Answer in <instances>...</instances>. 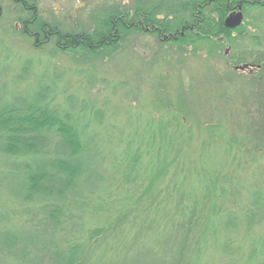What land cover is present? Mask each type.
<instances>
[{"label":"trees","instance_id":"trees-1","mask_svg":"<svg viewBox=\"0 0 264 264\" xmlns=\"http://www.w3.org/2000/svg\"><path fill=\"white\" fill-rule=\"evenodd\" d=\"M11 5L18 10L21 35L35 46L53 42L59 51L77 49L86 61L82 67L91 65L88 59L111 57L127 36L146 35L144 29L156 40L167 36L178 48L195 53L202 46L214 55L222 43L234 46L232 34L243 36L242 26L229 30L224 19L238 6L256 10V34L248 46L236 48L231 61L264 76V0H132L122 10L107 7L90 33L46 22L36 0ZM42 67L22 65L17 80L33 78L22 91L0 96V186L12 193L6 204L0 200L1 263L264 264V233L247 236L260 225L264 190L248 187L238 176L263 165L252 160L245 165L237 160L241 152L226 145L225 157L231 155L234 165H203L202 182L191 183L198 172L184 174L182 166L169 173L185 139L177 137L184 114L174 109L170 123L148 119L119 146V154L108 155L114 170L120 165L107 177L100 170L108 161L106 139L96 129L106 126L108 117L94 103L66 94L57 74L47 73L44 81ZM75 77L86 88L95 86L85 67ZM57 93L66 94L62 101ZM157 128L172 137L163 134L165 152L154 165ZM205 131L209 140L220 141L214 127Z\"/></svg>","mask_w":264,"mask_h":264},{"label":"rangeland","instance_id":"rangeland-1","mask_svg":"<svg viewBox=\"0 0 264 264\" xmlns=\"http://www.w3.org/2000/svg\"><path fill=\"white\" fill-rule=\"evenodd\" d=\"M36 1L38 12L46 22L58 23L64 31L83 28L88 33L107 7H119L122 10L129 8L132 2ZM2 4L0 63L4 64L3 68L0 67V96L4 91L6 94L13 90L22 91L26 81L30 82L33 77L17 80L22 65L27 62L35 67L42 64L43 67L38 71H45V76L42 74L46 78L44 81L48 80L47 73L57 74L61 78L59 88H68L66 94L94 103L108 117L104 120L106 126L96 129L106 139L108 161L100 165V170L106 172L107 177L112 170L116 172L118 169L120 164L117 163L114 170L111 156L119 154L123 148L119 146L128 136L145 127L151 118L155 123L160 119L169 120L170 123L176 114L174 109L177 112L181 109L184 119L179 121L177 137L183 134L185 139L169 173L175 165L182 166L184 174L198 172L196 177H191V183L202 182L200 174L204 170L203 165H217L221 168L226 163L234 165L231 155L225 157L228 145L232 153L241 152L238 161L247 165L252 160L255 165H263L250 167L242 176H238L248 187L255 186L264 190V76L255 71L235 70L237 65L231 61L232 55H236V48L248 46L249 37L256 34V10H247L246 13L242 11V38L238 40L236 34H232L234 46L228 47L222 43V48L214 55H207L202 46L193 53L190 48H178V45L166 40L157 41L154 34L150 35L144 29L142 31L146 35H137L136 40L133 39L135 37L127 36L118 51L110 54L111 57L88 59L91 65L82 67L80 64L86 61L80 60L77 49L73 53L59 51L53 42L35 46L33 39L26 37L25 33L21 35V26L15 21L18 10L7 2ZM84 67L89 70L90 78L95 82L92 88H86L84 81L75 77V71ZM18 81L20 83L15 86ZM122 85L123 90H119L118 87ZM65 95L57 93L56 99L62 101ZM163 105L167 107L163 108ZM74 107L78 108V103ZM168 109L170 111L167 113ZM210 126L215 128L220 141L207 138L205 130ZM163 134L172 137L171 132L163 133L157 128L156 148L151 151L154 165H157L158 153L165 152L163 143L166 136ZM133 141L136 144V139ZM110 153L111 156H108ZM6 189L9 191L8 187ZM7 190L0 186V200H3V204L12 195ZM258 221L260 225L249 228L247 236L254 233V230L264 233V212ZM149 244L150 240L145 242V246ZM223 264L238 263L231 259L223 261Z\"/></svg>","mask_w":264,"mask_h":264},{"label":"water","instance_id":"water-1","mask_svg":"<svg viewBox=\"0 0 264 264\" xmlns=\"http://www.w3.org/2000/svg\"><path fill=\"white\" fill-rule=\"evenodd\" d=\"M241 6H238L236 11L231 12L225 19L223 22V25L225 28L229 29V30H233L236 29L237 27H239L242 23V19H243V15L241 12ZM183 35V33L181 32V36ZM248 68L247 65H242V66H237L235 67V70H240V71H244Z\"/></svg>","mask_w":264,"mask_h":264},{"label":"flooded vegetation","instance_id":"flooded-vegetation-1","mask_svg":"<svg viewBox=\"0 0 264 264\" xmlns=\"http://www.w3.org/2000/svg\"><path fill=\"white\" fill-rule=\"evenodd\" d=\"M12 1H17V0H0V16L2 15V11H3V4H2V2H7V3H9V4H11V2ZM158 40L159 41H164V40H166V42L169 40L166 36H160V35H158ZM157 40V41H158ZM37 41V40H36ZM36 43V42H35Z\"/></svg>","mask_w":264,"mask_h":264}]
</instances>
